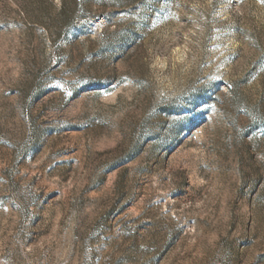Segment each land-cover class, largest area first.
I'll return each instance as SVG.
<instances>
[{"label": "rangeland", "instance_id": "374dc122", "mask_svg": "<svg viewBox=\"0 0 264 264\" xmlns=\"http://www.w3.org/2000/svg\"><path fill=\"white\" fill-rule=\"evenodd\" d=\"M0 264H264V0H0Z\"/></svg>", "mask_w": 264, "mask_h": 264}]
</instances>
